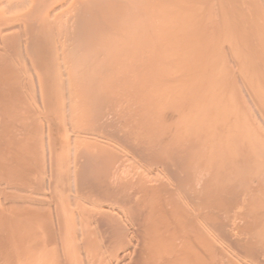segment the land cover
<instances>
[{"label":"bare ground","instance_id":"6f19581e","mask_svg":"<svg viewBox=\"0 0 264 264\" xmlns=\"http://www.w3.org/2000/svg\"><path fill=\"white\" fill-rule=\"evenodd\" d=\"M0 264H264V0H0Z\"/></svg>","mask_w":264,"mask_h":264}]
</instances>
